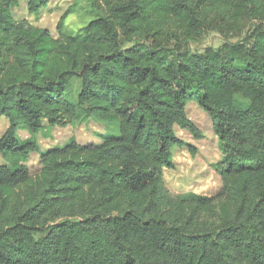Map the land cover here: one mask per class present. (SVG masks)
I'll use <instances>...</instances> for the list:
<instances>
[{
    "label": "trees",
    "instance_id": "1",
    "mask_svg": "<svg viewBox=\"0 0 264 264\" xmlns=\"http://www.w3.org/2000/svg\"><path fill=\"white\" fill-rule=\"evenodd\" d=\"M16 1L0 0V152L40 160L0 163V264H264V0H85L84 31H65L68 8L57 36ZM209 29L240 38L193 49ZM190 101L212 118L222 189L178 198L175 126L203 135ZM80 113L120 134L49 150L18 135Z\"/></svg>",
    "mask_w": 264,
    "mask_h": 264
},
{
    "label": "rangeland",
    "instance_id": "2",
    "mask_svg": "<svg viewBox=\"0 0 264 264\" xmlns=\"http://www.w3.org/2000/svg\"><path fill=\"white\" fill-rule=\"evenodd\" d=\"M71 12L65 21V31L70 34H79L84 31L85 25L94 16L87 12L85 0H47V4L40 10L33 12L28 8V0H17L12 6L16 18L27 19L32 23L50 29L53 35L59 34L57 24L60 17L68 9ZM246 32L251 26V21L245 23ZM226 38L229 41L238 40V36H225L217 30L209 29L202 39L191 41L190 46L195 50L204 51L205 48L221 46ZM81 88V83L76 78L72 80L69 98L76 101ZM188 116L194 121L202 132L197 137L189 130L179 125L175 126L177 135L185 141L184 144L173 147L172 159L174 166L165 167V181L171 193L184 198L189 196H212L222 189V179L215 169V163L223 157L222 148L217 133L214 130L210 114L202 109L196 101H190L187 106ZM9 120L2 117L0 122V135L8 127ZM28 128V129H27ZM21 127L18 135L21 140L36 139L41 150H49L66 145L72 140L82 144L101 143L109 136L120 134L118 122H108L95 116L85 117L81 113L75 121L67 125H50L44 120V128L33 134L29 127ZM31 132H30V131ZM187 143L195 146L191 150ZM40 155L37 152L28 156L14 153H1L0 163L9 165L12 169L27 164L33 172L39 168Z\"/></svg>",
    "mask_w": 264,
    "mask_h": 264
},
{
    "label": "crops",
    "instance_id": "3",
    "mask_svg": "<svg viewBox=\"0 0 264 264\" xmlns=\"http://www.w3.org/2000/svg\"><path fill=\"white\" fill-rule=\"evenodd\" d=\"M1 121H2V119H1ZM2 134H3V133H2ZM2 134H1V135H2ZM1 135H0V136H1Z\"/></svg>",
    "mask_w": 264,
    "mask_h": 264
}]
</instances>
